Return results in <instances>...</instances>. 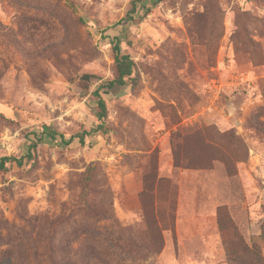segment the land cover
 <instances>
[{"label": "rangeland", "instance_id": "1", "mask_svg": "<svg viewBox=\"0 0 264 264\" xmlns=\"http://www.w3.org/2000/svg\"><path fill=\"white\" fill-rule=\"evenodd\" d=\"M71 2L0 0V264H264V0Z\"/></svg>", "mask_w": 264, "mask_h": 264}, {"label": "trees", "instance_id": "2", "mask_svg": "<svg viewBox=\"0 0 264 264\" xmlns=\"http://www.w3.org/2000/svg\"><path fill=\"white\" fill-rule=\"evenodd\" d=\"M67 3L70 6H73L71 0H61ZM167 0H131L130 2V10L127 13V17L123 18L118 24H126L128 22H141L151 13L152 9ZM113 51L115 53V63H116V75L113 79L108 80L104 85L99 86L95 91L94 95L97 97V118L98 120H103L106 115V105L102 97L100 96V92H103L105 95H109L111 90L118 86V87H124L129 85V82H131L135 78V70H134V63L132 60L127 56L122 54V47L120 41H116L113 47ZM84 77V76H83ZM85 79H90L91 76H85ZM33 138L37 140V134L31 133ZM45 138H48L50 140L56 139V133L54 131H47L42 132L40 141H43ZM61 142H65V137H60ZM80 141H82V138H79ZM70 141V139H69ZM30 144L28 145V149L25 152V154L21 157H3L0 159V171L5 169L6 164L15 163L18 167H21L24 164V161L29 162L32 158V152L31 150L34 149L35 142L33 140H30ZM94 169L90 167L89 175L85 178V182L83 184L80 199L83 203V209L89 213L94 215L95 211L93 208L90 207V204L88 203V192H89V184H90V172H93ZM49 251H52L51 245H48ZM49 263L50 264H73L71 261L65 260L61 258L60 260H56L54 257L49 256Z\"/></svg>", "mask_w": 264, "mask_h": 264}]
</instances>
